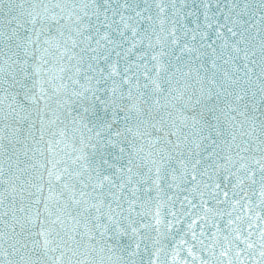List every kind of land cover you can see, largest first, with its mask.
Wrapping results in <instances>:
<instances>
[{"label": "snow or ice", "instance_id": "6c2138e0", "mask_svg": "<svg viewBox=\"0 0 264 264\" xmlns=\"http://www.w3.org/2000/svg\"><path fill=\"white\" fill-rule=\"evenodd\" d=\"M165 241L264 264V0H0V264Z\"/></svg>", "mask_w": 264, "mask_h": 264}, {"label": "water", "instance_id": "95a60500", "mask_svg": "<svg viewBox=\"0 0 264 264\" xmlns=\"http://www.w3.org/2000/svg\"><path fill=\"white\" fill-rule=\"evenodd\" d=\"M69 136H71V131H69ZM167 219H170V217H167ZM152 234L155 235V232H153ZM179 239H180V237L177 236L176 237L177 242H179ZM165 243L169 245V248L167 249L166 254L161 253V259H162V261L166 259L167 264H171V261H172L171 250H172V248L175 247V245L171 244V241H165ZM186 255H187L186 252H181L182 257H186ZM153 259H155L154 256H153Z\"/></svg>", "mask_w": 264, "mask_h": 264}]
</instances>
